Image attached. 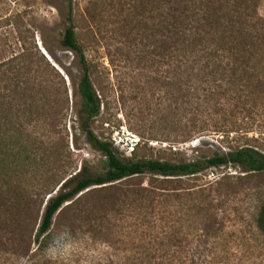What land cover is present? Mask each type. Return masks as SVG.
<instances>
[{
    "label": "trees",
    "instance_id": "obj_1",
    "mask_svg": "<svg viewBox=\"0 0 264 264\" xmlns=\"http://www.w3.org/2000/svg\"><path fill=\"white\" fill-rule=\"evenodd\" d=\"M147 1L150 44L154 46L151 60L166 67V96L171 112L168 122L173 123L183 108V115L177 120L184 121V137L192 132L197 136L210 132L219 138L222 150L207 156L199 155L197 148L193 150L197 152L195 158H188L169 146L167 151L158 149L156 156L152 147H147V153L139 152L141 147L136 142L125 157L108 138L95 134L102 101L93 86L84 30L76 23L72 0H64L66 26L60 46L70 52L79 71L78 125L86 142L100 154V171L92 172L87 165H81L56 183L44 179L42 192L23 190L22 175H31L39 165L51 169V164L67 157L62 141L54 143L51 133L59 127L69 107L68 91L58 69L35 46L34 50L21 48L0 61V215L16 213L13 221L22 225L25 235L34 234L37 248L69 216L73 220L82 216L83 201L92 193L101 197L98 201L103 206L114 203L116 198L113 200L110 193L117 191L121 182L132 181L136 186L131 193L136 195L139 225L153 223L159 228L157 223L163 220L171 196L177 200L180 195L169 192L174 189L169 188L174 180L195 176L210 167L240 169L250 177L264 174V139L245 135L242 121L234 131L232 121V109L247 111L249 99L253 109L264 106V21L257 14L258 0ZM261 188L256 186L251 222L255 233L264 237ZM92 212L89 209L88 216ZM148 215L151 219L144 220ZM148 245L143 241L137 244V257L132 264H185L181 259L157 256L152 250L155 246ZM217 258L218 255H207L190 261L227 264Z\"/></svg>",
    "mask_w": 264,
    "mask_h": 264
},
{
    "label": "rangeland",
    "instance_id": "obj_2",
    "mask_svg": "<svg viewBox=\"0 0 264 264\" xmlns=\"http://www.w3.org/2000/svg\"><path fill=\"white\" fill-rule=\"evenodd\" d=\"M72 6L76 23L85 33L93 86L102 101L95 134L108 138L125 157L136 142L141 147L139 152L147 153V147H152L156 156L158 149L167 151L169 146L188 158H195L197 152L193 150L197 148L199 155L207 156L222 150L219 138L210 132L198 136L192 132L193 136L184 137V121L177 120L183 108L173 123L168 122L171 112L166 67L151 60L154 46L150 44L147 0H72ZM66 12L64 0H0V61L21 48L34 50L35 46L41 53L43 48L51 61L42 54L56 65L68 91L69 107L51 133L54 143L62 141L67 157L51 164V169L39 165L31 175H22L23 190L32 192L44 191V179L56 183L81 165L92 172L100 171V154L86 142L78 125L79 71L70 52L60 46ZM257 14L264 21V0H258ZM250 103L247 100V111L242 113L232 109L233 130L237 131L235 126L242 121L245 135L264 139V106L253 109ZM48 169L54 175L47 173ZM133 183L121 182L118 190L110 193L113 200L116 198L114 203L104 206L97 193L89 195L83 201L82 216L77 220L69 216L59 229L48 233L39 248L34 234L25 235L22 225L13 221L16 213L0 215V264H132L137 257L136 246L142 241L154 245L157 256L181 259L185 264L207 255H218L217 259L227 264H264V237L255 233L251 222L256 186L262 187L264 195V174L250 177L240 169L210 167L195 176L174 180L169 183V188H174L169 192L180 195L177 200L172 195L164 208L167 212L157 223L162 233L153 223L139 225L136 195L131 193L136 189ZM123 193L128 196L123 197ZM89 209L93 212L88 216ZM149 219L148 215L144 220Z\"/></svg>",
    "mask_w": 264,
    "mask_h": 264
},
{
    "label": "water",
    "instance_id": "obj_3",
    "mask_svg": "<svg viewBox=\"0 0 264 264\" xmlns=\"http://www.w3.org/2000/svg\"><path fill=\"white\" fill-rule=\"evenodd\" d=\"M40 50H41L42 53L46 56V58H47L48 60L51 61L50 57H49L48 54L45 52V50H44L43 48H40ZM52 65H53L55 68H57L56 65H55L54 63H53Z\"/></svg>",
    "mask_w": 264,
    "mask_h": 264
}]
</instances>
